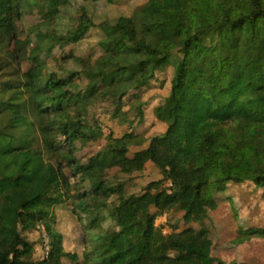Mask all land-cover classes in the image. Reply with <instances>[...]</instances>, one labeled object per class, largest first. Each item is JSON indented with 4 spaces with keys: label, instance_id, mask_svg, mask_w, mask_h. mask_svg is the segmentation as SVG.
I'll return each instance as SVG.
<instances>
[{
    "label": "trees",
    "instance_id": "trees-1",
    "mask_svg": "<svg viewBox=\"0 0 264 264\" xmlns=\"http://www.w3.org/2000/svg\"><path fill=\"white\" fill-rule=\"evenodd\" d=\"M258 34L264 0H0V264H264V85L235 84L219 55L212 87L237 113L176 118L186 50ZM99 109L122 115L120 135L103 136ZM147 162L161 177L128 192ZM174 202L220 224L229 252L170 216L163 233ZM39 223L50 252L28 258L22 231Z\"/></svg>",
    "mask_w": 264,
    "mask_h": 264
},
{
    "label": "rangeland",
    "instance_id": "rangeland-1",
    "mask_svg": "<svg viewBox=\"0 0 264 264\" xmlns=\"http://www.w3.org/2000/svg\"><path fill=\"white\" fill-rule=\"evenodd\" d=\"M15 42L19 47H22L19 38ZM28 51H22V57ZM183 68L192 79V85L185 90L179 92L180 106L177 113V122L187 126L191 130H198L207 126V121L204 120L206 115H220L224 118H231L239 110L238 103L233 99V90H229L224 94L219 93L212 87L211 69L218 64L219 55L225 59L226 71L234 80L235 84H240L244 80L251 79L255 85H264V78L261 77L259 71L264 60V36L258 34L253 42L247 39L241 41H234L231 45L224 47L218 55L204 52L197 58L192 49L186 50L184 54ZM163 75L164 72H158ZM200 87L206 88L209 91V96H213L218 106L208 101L198 92ZM110 109L112 106H109ZM97 117L102 124L103 136L112 132L113 135L118 136L122 133L126 123L122 120V115L117 117L110 116L109 111L97 110ZM147 141L141 145L133 147L138 149L147 145ZM132 150V149H131ZM135 181L129 183L128 192L138 193L141 191L142 185L149 179L161 177V173L152 162H147L146 168L139 172ZM169 180V179H168ZM171 221L177 225L179 229L193 226L195 228H211L217 248L222 252H229L225 249L224 228L220 225L213 224L211 219H202L196 221L187 219L183 211L179 208L178 202H174L168 212ZM212 217H216L215 214ZM109 224L106 223V229ZM171 228V227H170ZM36 229V228H35ZM35 230H23L22 234L28 240L34 242V251L28 258L38 259L41 257V240L42 234L40 228ZM40 236V237H39ZM107 236V235H105Z\"/></svg>",
    "mask_w": 264,
    "mask_h": 264
},
{
    "label": "built area",
    "instance_id": "built-area-1",
    "mask_svg": "<svg viewBox=\"0 0 264 264\" xmlns=\"http://www.w3.org/2000/svg\"><path fill=\"white\" fill-rule=\"evenodd\" d=\"M166 187L168 188V190H170V186H171V181L167 180L166 181ZM168 214L169 213H162L159 214L155 217V225H160L162 227V232L166 233L168 231H170V227L167 225V220H168ZM40 228L41 234H42V240H41V257L40 258H45L49 255L50 252V245H49V238H48V232L46 230V228L44 227V225L42 223H39L36 226V229ZM40 237V236H39Z\"/></svg>",
    "mask_w": 264,
    "mask_h": 264
},
{
    "label": "crops",
    "instance_id": "crops-1",
    "mask_svg": "<svg viewBox=\"0 0 264 264\" xmlns=\"http://www.w3.org/2000/svg\"><path fill=\"white\" fill-rule=\"evenodd\" d=\"M33 230H35L37 232V234H39L37 229H33Z\"/></svg>",
    "mask_w": 264,
    "mask_h": 264
}]
</instances>
